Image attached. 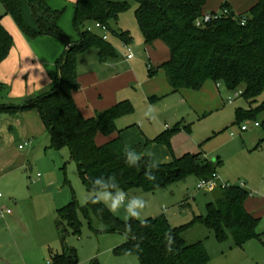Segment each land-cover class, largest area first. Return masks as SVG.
Returning <instances> with one entry per match:
<instances>
[{
  "label": "trees",
  "instance_id": "obj_1",
  "mask_svg": "<svg viewBox=\"0 0 264 264\" xmlns=\"http://www.w3.org/2000/svg\"><path fill=\"white\" fill-rule=\"evenodd\" d=\"M5 13L10 16L21 33L29 40L51 37L62 42L66 50L56 63V75L50 90L37 98L17 106L0 105V112L18 114L36 110L50 135V149H67L76 164L80 178L91 195L98 191L125 193L142 190L146 193L164 190L189 176L209 180L217 173L220 161L213 163L204 155H186L173 158L170 164L154 167L149 157H142L135 166L125 163L123 149L126 144L122 132L117 129V120L133 112L129 102L98 112L92 118H85L74 99L80 89L78 82V58L94 48L103 63L117 58L115 50L103 39L85 31L87 23L108 26L121 14L129 10L128 2L115 0H77L73 26L80 36L78 42H70L60 28L63 12L50 7V0H0ZM138 3L136 19L143 34L145 44L153 46L162 42L170 52V58L159 67L164 71L173 92L182 90L201 91L207 82L224 87L229 92L241 91L249 109H238L236 124L255 120L264 114V0L249 11L236 15L228 4L220 10L227 15L216 21L197 26L205 15L206 0H135ZM31 10L33 24L25 17L24 7ZM246 24L242 26V19ZM129 42V35L122 33ZM13 48V38L2 25L0 19V65L8 58ZM156 70H150L154 76ZM2 90V84L0 83ZM239 97V98H240ZM257 105L256 107H254ZM264 132V122L260 125ZM118 136L98 145V135ZM172 133H165L154 142L169 148ZM264 143V138L262 140ZM146 173L156 177L146 178ZM114 176L118 185L109 184L99 188L94 184L96 177ZM215 202L207 207L206 217H195L183 227H173L164 217H156L140 222H128L116 218L106 206L93 203L80 206L75 199L58 210L59 227L66 223L74 232H80L82 213L93 228V219L104 225L106 233H119L126 242L114 250L117 256H134L140 264H210V256L202 242L187 244L184 234L194 225L201 224L212 231L219 242L229 237L236 247L260 239L257 227L260 219L245 208L250 192L241 186L219 187L213 193ZM165 233L173 237L171 251ZM73 252L64 250L51 257L50 264H77ZM91 264H100L94 260Z\"/></svg>",
  "mask_w": 264,
  "mask_h": 264
},
{
  "label": "rangeland",
  "instance_id": "obj_2",
  "mask_svg": "<svg viewBox=\"0 0 264 264\" xmlns=\"http://www.w3.org/2000/svg\"><path fill=\"white\" fill-rule=\"evenodd\" d=\"M50 1L59 6L57 11L63 12L60 28L66 38L70 42H78L80 36L73 26L77 0ZM115 1L128 2L129 10L109 22L107 30L99 29L97 23L91 22L86 24L85 31L106 41L115 50L117 58L103 63L99 60L98 51L89 49L78 58V79L93 70L107 75L112 74L111 67H115L114 72L133 69L141 82L154 79L153 87L160 92L168 90V84L164 85L165 89L162 87L167 81L165 76L162 78L164 74L158 67L166 62V57L167 60L170 58L168 48L162 42H155L153 46L145 44L136 19L138 3L135 0ZM210 1L206 0L207 10ZM232 1L223 0L221 5L231 7ZM217 5L219 1L214 4L217 11L213 13L220 12ZM232 10L236 15L242 14ZM27 14L32 17L30 9L29 13L25 12ZM0 19L13 38L12 50L19 57L23 54L26 40L14 20L6 15L1 1ZM122 33L129 35L128 43L120 38ZM127 44L135 56L130 64L124 49ZM21 59L27 63L26 55L23 54ZM161 60L165 62L158 63ZM151 64L159 71L154 78L149 77ZM213 87L212 95L216 97L213 103L206 104L205 99H197L191 104L183 94L172 90L169 94L152 96L151 102L138 83L132 85L121 94V102H129L133 112L118 119L117 129L128 133L137 128L142 130L141 121L145 120V131L152 138L150 142L165 133H172L169 151L174 158L202 154L213 163L220 161L216 174L222 184L244 186L254 199H260L261 202L254 200L246 203V207L257 212L256 216L260 219L257 233L261 235V240L255 239L243 247H236L230 237L225 242H219L215 234L201 224L192 226L184 234V239L187 244L202 242L211 258L210 264H264V132L262 127L255 126L264 122V114L255 120L236 124L237 110L249 109L250 105L243 98H236L235 92ZM10 94L11 90L0 89V99L17 106L22 99L12 98ZM229 99L232 104H228ZM263 101L264 95L257 104ZM183 102L185 107L181 108ZM188 104L191 109L187 108ZM149 106L155 109V120L144 115ZM32 113L37 121L36 125L32 123V127L21 114L0 113V212L3 209L12 211L10 216L0 217V264H50L52 255L61 254L64 250L74 253L77 264H91L94 260L100 264H140L134 256L115 255L114 250L126 242V237L104 232L107 228L96 219H93L92 228L88 219L79 213L81 228L78 233H74L66 223L59 227V209L73 199L80 206H85L94 195L87 192L69 151L50 149V135L39 114L36 111ZM244 126L248 128L247 132H242ZM26 143L31 145L19 150ZM199 182L200 178L192 175L164 190L124 193L126 201L141 196L148 202L141 217L136 220L144 222L164 216L173 227L179 228L193 222L195 217H206L208 205L215 202L214 191L199 190ZM120 191L110 192L117 195ZM110 212L124 222L133 219L127 216L123 207Z\"/></svg>",
  "mask_w": 264,
  "mask_h": 264
},
{
  "label": "crops",
  "instance_id": "obj_3",
  "mask_svg": "<svg viewBox=\"0 0 264 264\" xmlns=\"http://www.w3.org/2000/svg\"><path fill=\"white\" fill-rule=\"evenodd\" d=\"M218 1L219 6L217 5V7L219 8L218 10H220L223 6L221 5L223 0H211L208 7L209 10H207L205 6L204 14L206 15V13H213L214 11H217V9L214 10L213 6ZM257 3L258 0H236L232 1L231 7L235 11L243 13L247 12L251 7L255 6ZM49 5L54 10L59 9V6L51 1H49ZM24 11L26 13L28 11L29 13L28 6L25 7ZM25 17L29 21V23L33 24V20L30 14L25 15ZM61 20L59 22L60 25ZM24 38L26 42H24L25 47L23 48V54L26 55L27 63L22 62L21 58L23 54H20L18 57V55H16V53L14 54V51L11 50L8 58L0 65V83L2 84V87L4 89H7L8 91L11 90L10 95H12V98L17 97L19 99H22L18 105L25 104L27 101L33 100L50 90L53 84V79L56 75V63L66 50L65 46H62L56 39L51 37H42L35 40H29L25 36ZM11 58H14L13 62L11 61ZM134 58L130 61H133ZM165 59L164 60L167 61V57ZM164 60H161L158 63H161ZM130 61L127 60L129 64ZM158 67H160V65ZM151 68L156 70L151 64L149 68L150 78L156 77L158 72L162 71H156L155 75L151 76ZM111 70L112 74L104 75L101 74V72L99 71L93 70L90 73L84 74L83 76L79 77L78 81L80 83V89L79 91L74 93V99L77 104V107L85 118H92L95 116L96 113L106 111L119 104L122 99L121 94L125 92L128 87L136 85L137 83L142 87L144 92L143 94L144 96L146 95L148 99H150L152 96L160 95L161 93L169 94L171 92L170 90H172L170 86L168 90L164 88V85L168 84V82H165L162 85L163 89L165 90L161 92L158 90L157 87H153L152 81H154V79L142 80L143 82H141L140 77L138 76V74L135 73L133 69L123 72H114L116 70L115 67H111ZM162 72L164 74L162 75V78H164V76L166 77L164 71ZM213 84L218 90L222 88L221 86H218L213 82H207L201 91L196 92L192 90H182L180 91V93L183 94L184 99H188L189 101H191V104H193V102H195L197 99H205L204 102L206 104L213 103L216 99V97L212 95V93L214 92ZM4 100L5 99H0V101L2 102L0 103V105H15V103L7 104L8 102L5 103ZM151 100L153 101V99H150V101ZM182 107H185L184 102L181 105V108ZM187 108L191 109V106L188 104ZM34 111L36 110H28L18 114H21V116H23L22 118H27L29 120L27 124L31 126L32 123L33 125H36L37 122L32 113ZM0 113L9 114L6 112ZM144 121L145 120L141 121L142 130L137 128L133 129V131L129 133L122 132L121 135L126 146L130 148V151H139V154H141L142 157H149L153 160V162L158 161L159 165L172 163L174 157L170 153L169 148L167 146L159 145L155 142H150V139L152 138L148 136L147 130L145 131ZM117 136V134L112 135L110 137L98 135L96 138V142L98 145H102L115 139ZM254 200L259 201L260 199H254L252 194L250 193V198L246 201V203H252ZM246 203V210L256 216L257 212H254L253 209H248V207H246Z\"/></svg>",
  "mask_w": 264,
  "mask_h": 264
},
{
  "label": "clouds",
  "instance_id": "obj_4",
  "mask_svg": "<svg viewBox=\"0 0 264 264\" xmlns=\"http://www.w3.org/2000/svg\"><path fill=\"white\" fill-rule=\"evenodd\" d=\"M154 113V107L149 106L144 115L151 120H155L156 117ZM123 154L125 156V163L129 166H135L142 158L141 154L137 153L135 150L130 151L127 146L123 149ZM158 166L159 162L155 161L154 167L156 168ZM146 178L150 181H154L156 179V177L151 173H146ZM94 184L99 188H106L109 184H112L113 186L118 185L114 176L96 177ZM92 202H102L106 207H108L110 211H117L123 207L127 216L133 219H139L141 217L142 211L147 207L148 204V202L141 196H134L126 201L123 190H121L117 195H113L110 191L95 192ZM165 239L168 243V250L171 251V246L174 242L172 235L170 233H165Z\"/></svg>",
  "mask_w": 264,
  "mask_h": 264
},
{
  "label": "built area",
  "instance_id": "obj_5",
  "mask_svg": "<svg viewBox=\"0 0 264 264\" xmlns=\"http://www.w3.org/2000/svg\"><path fill=\"white\" fill-rule=\"evenodd\" d=\"M228 11L227 10H223L219 13H211V14H206L204 15L198 22H197V26L198 27H202L205 24L211 23L213 21H216L218 19H220L222 17V15H227ZM242 26H244L246 24V18L242 19L241 22ZM97 28L102 29V30H107L106 26H103L99 23H97ZM124 49L127 52V60L130 61L132 60L135 56L134 53L132 51V49L130 48L129 44H127L126 46H124ZM242 92L238 91L235 92V97L239 98L241 96ZM232 100L229 99L228 100V104H232ZM256 127H260V125L258 123L255 124ZM248 131V128L246 126L242 127V132H246ZM31 145V143H26L25 145H21L19 147L20 150L25 149L26 147H29ZM219 187L222 188H228L230 186L228 185H224L221 183L220 178L217 176V174H214L213 177L209 180H200L199 184H198V189L199 190H209L210 192L216 191ZM243 188H245L244 186H241ZM2 197V195L0 194V198ZM12 214V211L9 209H3L0 212V217H7L10 216Z\"/></svg>",
  "mask_w": 264,
  "mask_h": 264
}]
</instances>
